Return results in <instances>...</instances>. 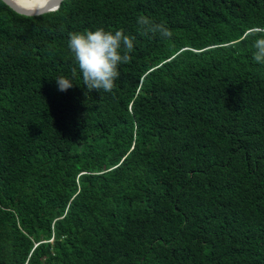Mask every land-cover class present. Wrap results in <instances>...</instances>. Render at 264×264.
Instances as JSON below:
<instances>
[{
	"label": "trees",
	"instance_id": "trees-1",
	"mask_svg": "<svg viewBox=\"0 0 264 264\" xmlns=\"http://www.w3.org/2000/svg\"><path fill=\"white\" fill-rule=\"evenodd\" d=\"M140 16L172 37L140 35ZM253 27L264 0H66L38 17L0 0V264H264ZM98 28L136 38L111 93H88L68 48Z\"/></svg>",
	"mask_w": 264,
	"mask_h": 264
},
{
	"label": "clouds",
	"instance_id": "clouds-1",
	"mask_svg": "<svg viewBox=\"0 0 264 264\" xmlns=\"http://www.w3.org/2000/svg\"><path fill=\"white\" fill-rule=\"evenodd\" d=\"M140 35L149 38L159 36L162 39H170L172 31L163 23H157L147 16H140L137 20ZM247 35L253 39L252 58L258 64H264V28L253 27ZM134 36L126 35L124 30L115 32L98 28L95 31L88 30L83 33H71L68 41L74 61L82 74L84 86L88 93L93 90L101 93H111L115 82L121 73L119 66L131 62L134 49ZM75 77L77 69H72ZM59 91H67L74 84L64 76L54 79ZM87 94V93H86Z\"/></svg>",
	"mask_w": 264,
	"mask_h": 264
},
{
	"label": "water",
	"instance_id": "water-1",
	"mask_svg": "<svg viewBox=\"0 0 264 264\" xmlns=\"http://www.w3.org/2000/svg\"><path fill=\"white\" fill-rule=\"evenodd\" d=\"M2 1L19 15L28 17H38L59 11L66 0H45L40 5L34 8L30 7L29 9L19 6L14 2V0Z\"/></svg>",
	"mask_w": 264,
	"mask_h": 264
},
{
	"label": "bare ground",
	"instance_id": "bare-ground-1",
	"mask_svg": "<svg viewBox=\"0 0 264 264\" xmlns=\"http://www.w3.org/2000/svg\"><path fill=\"white\" fill-rule=\"evenodd\" d=\"M45 0H14V2L16 4H18L19 6L23 7V8H34L38 5H40L41 3H43Z\"/></svg>",
	"mask_w": 264,
	"mask_h": 264
}]
</instances>
